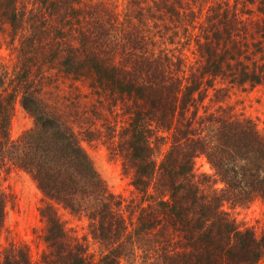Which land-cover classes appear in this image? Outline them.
Returning <instances> with one entry per match:
<instances>
[{"label": "trees", "instance_id": "16d2710c", "mask_svg": "<svg viewBox=\"0 0 264 264\" xmlns=\"http://www.w3.org/2000/svg\"><path fill=\"white\" fill-rule=\"evenodd\" d=\"M203 1L208 2L130 0L123 16L102 21L96 14L87 17L82 5L70 6L81 0H37L55 18L43 16L41 21L34 16L36 0H0V25L18 36L24 56L14 85H6L0 73V174L6 159L17 162L52 201L40 209L46 220L44 238L51 248L46 264L90 262L82 245L66 241L54 203L87 216L90 234L104 251L94 264H128L137 249L146 248L159 252L160 264L264 261V231L258 235L239 227L222 208L225 201L264 199L263 137L251 119L226 116L221 109L196 117L199 133L193 121H183L190 107L205 100V87L213 86L217 77L238 85L264 81V63L246 64L251 51L249 42L241 41L235 11L208 2L206 27L190 33V26L197 27L193 6ZM50 35L65 38V45L44 46ZM187 39L196 41L199 66L185 67L182 55L170 53V45L182 47ZM46 63V69L57 68L73 80L89 79L101 95L128 105L129 124L121 146L140 194L137 200L123 205L108 190L71 126L41 96L45 86L36 76L44 75L40 67ZM18 96L34 126L13 141L9 129ZM168 131L170 147L158 160L166 141L158 133ZM199 154L207 157L223 189H214L206 175L197 179L194 159ZM4 203L0 187V231ZM0 264L32 263L25 246L12 244L0 251Z\"/></svg>", "mask_w": 264, "mask_h": 264}, {"label": "rangeland", "instance_id": "374dc122", "mask_svg": "<svg viewBox=\"0 0 264 264\" xmlns=\"http://www.w3.org/2000/svg\"><path fill=\"white\" fill-rule=\"evenodd\" d=\"M101 1H103L101 6H98V2ZM101 1L81 0V4L70 2L72 3L70 6L82 5L87 17L96 14L103 21L107 17L112 20L113 15L121 14L123 16L126 12L125 6L130 3V0ZM213 1L228 7L233 13L235 11L236 16L240 19V23L238 22L236 26L243 32L240 35L241 41L247 40L251 51L247 66L256 64L259 66L264 63V3L261 5L250 3L247 0H208L211 5ZM208 2H201L203 5L194 4L193 10L196 13L198 24L196 23L197 27H189L190 33H197L202 25L203 28L206 27L205 18L209 11L204 4H208ZM228 2L230 6L227 5ZM33 4L36 12L34 16L39 15L41 21L43 16H47L46 19H55L45 12L40 2L38 3L36 0V3ZM53 36H49V44L44 46L56 48L58 43L62 46L65 45V38ZM0 39V73L5 77L6 85H10V83L14 85L21 76L22 70L18 71L17 69L24 60V56L21 54L23 50L18 47V36H12L4 23L0 25ZM191 40H184L182 47L169 46L170 53L175 57L182 55L187 63L183 65L185 67L189 64L199 66L200 62L196 41L194 40V44L190 42ZM153 48L158 51L159 47L155 45ZM48 64H43L40 67L41 73L44 75L36 76V78L42 77V86H45L41 96L47 97L44 99L49 106L71 126L81 145L92 159L96 170L105 181L108 190L123 200V205L137 200L140 194L132 184V170L127 164L129 162L126 161L121 146L122 132L129 124L128 105L118 100L113 102L109 98V94L101 95L91 85L89 79L73 80L61 74L57 68L46 69ZM190 68L192 67L190 66ZM205 88V100L197 108L192 106L187 110L184 123L187 119L193 121L192 127L199 133L201 129L195 123L196 117L221 109L219 112L223 115L233 114L243 119H251L264 139V81L255 85L250 83L238 85L231 83L228 78L217 77L213 86ZM218 89H221L220 92L214 95ZM194 111L197 113L195 117L193 116ZM33 126L34 118L22 106L21 96H18L14 103L9 129L11 140L18 141ZM170 133L171 131L158 133L159 136L166 138L165 143L160 146L158 160L170 147ZM152 142L155 143L154 138H152ZM194 169L199 181L203 175H206L211 177L214 189L221 190L225 187L204 154L195 157ZM262 172H264V168ZM0 187L5 198L4 222L0 231V251H4L12 244L22 245L26 247L32 264H46L44 259L46 256L50 260L51 248L44 238L46 220L41 215L40 209L52 201L43 194L31 175L17 162L10 159H6L2 167ZM54 208L63 223L67 234L66 241L70 245H82L85 248V255L90 261L89 264L96 263L104 251L99 242L90 234L87 216L84 213H74L59 203H54ZM222 208L229 213V216L239 227L252 229L258 235L264 231V199L262 197L255 196L250 201L241 204L225 201ZM157 245H159L158 242L156 247ZM153 249H137L132 261H129L128 264H160V259L156 260V256L160 257L159 252L153 251ZM146 255L153 256L148 259ZM263 263L264 261L260 264Z\"/></svg>", "mask_w": 264, "mask_h": 264}]
</instances>
